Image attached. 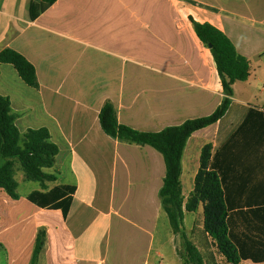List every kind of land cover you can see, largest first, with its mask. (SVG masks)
Listing matches in <instances>:
<instances>
[{
	"label": "crops",
	"instance_id": "1",
	"mask_svg": "<svg viewBox=\"0 0 264 264\" xmlns=\"http://www.w3.org/2000/svg\"><path fill=\"white\" fill-rule=\"evenodd\" d=\"M181 3L187 7L179 9ZM191 17L224 32L249 60L251 75L233 86L226 115L188 139L184 203L194 191L202 149L211 144L229 231L248 258L239 264H264L253 262L264 258V0H58L44 13L33 0H0V53L22 54L39 83L31 87L13 65L0 64V95L10 99L22 135L45 128L57 145L56 165L47 172L58 180L48 187L75 188L66 218L27 199L41 185L18 191V200L0 188V250L7 264H31L41 228L47 241L38 264H146L157 236L182 242L161 203L163 155L110 137L99 115L111 102L120 124L159 132L218 109L222 82ZM182 229L204 260L211 246L231 264L205 232L202 206L185 211Z\"/></svg>",
	"mask_w": 264,
	"mask_h": 264
},
{
	"label": "trees",
	"instance_id": "2",
	"mask_svg": "<svg viewBox=\"0 0 264 264\" xmlns=\"http://www.w3.org/2000/svg\"><path fill=\"white\" fill-rule=\"evenodd\" d=\"M57 1L33 0V3L38 6L39 13H44ZM190 21L200 41L210 49L222 82L225 97L218 109L209 116L188 120L180 126L168 127L159 132H142L120 124L111 102L105 103L99 119L103 131L110 137L129 144L149 145L163 155L166 177L160 198L173 233L182 239V263L205 264L202 253L182 229L185 211L196 212L202 206L204 230L215 241L219 254L228 263L239 264L248 258L232 239L229 231V210L222 181L220 175L210 166L212 145L207 144L202 149L194 191L186 204L181 182L182 157L188 139L196 131L217 123L226 115L234 95L233 86L249 79L251 66L249 60L237 52L235 45L224 32L210 23H199L192 17ZM0 64L13 65L27 85L38 87L35 67L22 54L10 48L4 49L0 53ZM16 120L10 99L0 95V188L11 198L20 199L19 184L15 177L20 165L25 180L40 183L42 187V190L30 193L27 199L43 209H59L66 218L75 188L68 185H57L52 189L48 187V184L58 180L56 175L47 172L56 165L59 152L57 145L45 128L29 129L22 135ZM46 241L47 231L41 228L37 233L31 264H38ZM3 252L6 254L5 250ZM253 262L262 263L264 258H253Z\"/></svg>",
	"mask_w": 264,
	"mask_h": 264
},
{
	"label": "rangeland",
	"instance_id": "3",
	"mask_svg": "<svg viewBox=\"0 0 264 264\" xmlns=\"http://www.w3.org/2000/svg\"><path fill=\"white\" fill-rule=\"evenodd\" d=\"M248 1V0H247ZM172 5L170 4V7ZM179 9H183V7H187L185 4H178L177 5ZM160 10L163 11L162 5L160 7ZM16 180L19 183V189L18 191L20 193H26L31 188H37L40 186L37 182L32 181H26L24 177L23 171L20 169V165L17 167L16 172ZM207 247V246H206ZM204 248V257L207 264H223L221 260L218 258V254H214V252H211L212 247L209 246V248ZM179 248L182 249V242L181 240H173L170 239H164L162 235L157 236L155 247H154V253L151 262L154 264H159L161 261L163 264H183V260L181 258V254L183 253L182 250H179ZM0 264H7L6 257L4 253L0 250Z\"/></svg>",
	"mask_w": 264,
	"mask_h": 264
},
{
	"label": "built area",
	"instance_id": "4",
	"mask_svg": "<svg viewBox=\"0 0 264 264\" xmlns=\"http://www.w3.org/2000/svg\"><path fill=\"white\" fill-rule=\"evenodd\" d=\"M146 264H154L152 262H147ZM159 264H163L162 261Z\"/></svg>",
	"mask_w": 264,
	"mask_h": 264
},
{
	"label": "water",
	"instance_id": "5",
	"mask_svg": "<svg viewBox=\"0 0 264 264\" xmlns=\"http://www.w3.org/2000/svg\"><path fill=\"white\" fill-rule=\"evenodd\" d=\"M211 47V46H210Z\"/></svg>",
	"mask_w": 264,
	"mask_h": 264
}]
</instances>
